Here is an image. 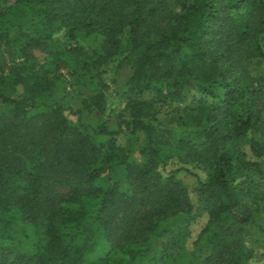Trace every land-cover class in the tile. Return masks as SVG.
I'll return each instance as SVG.
<instances>
[{
    "label": "trees",
    "instance_id": "16d2710c",
    "mask_svg": "<svg viewBox=\"0 0 264 264\" xmlns=\"http://www.w3.org/2000/svg\"><path fill=\"white\" fill-rule=\"evenodd\" d=\"M7 2L0 0V46L21 61L0 76V264H199L184 243L200 210L208 214L193 242L206 253L201 264H249L242 233L255 218L238 210L253 163L239 142L264 124V0ZM61 29L66 43L54 38ZM78 32L103 42L73 46ZM125 33L121 63L134 70L129 118L119 117L116 129L88 122L86 112L106 110L98 90L84 109H71L72 122L52 99L61 79L39 69L31 51L45 49L52 71L68 66L86 86L87 75L121 53ZM146 92L158 103L185 101L187 117L158 121L153 103L138 98ZM92 134L108 139L98 144ZM141 135L139 164L132 153ZM261 148L251 140L254 154ZM173 159L182 166L167 170ZM118 168L127 190L111 177ZM193 169L205 175L196 204L177 177ZM175 217L186 225L161 249L150 246Z\"/></svg>",
    "mask_w": 264,
    "mask_h": 264
},
{
    "label": "rangeland",
    "instance_id": "374dc122",
    "mask_svg": "<svg viewBox=\"0 0 264 264\" xmlns=\"http://www.w3.org/2000/svg\"><path fill=\"white\" fill-rule=\"evenodd\" d=\"M15 0H8L5 4L13 6ZM54 38L58 41L66 43L67 33L66 30L61 29L56 31ZM122 43V51L116 56L110 58L105 64H103L98 70L93 72L95 77L87 75L88 85L84 86L77 83L73 69L68 66H61L59 70L52 71L48 65V52L43 48H34L31 51L32 56L37 62V66L49 77L59 76L61 79L60 88L53 94L52 99L61 102L65 109V116L72 122L77 121V117L71 112V109H84L85 100L96 94L98 90L102 91L105 99L106 110L104 112L89 113L87 121L92 125H96L99 121H108V124L116 129L119 117L129 118V113L126 108L127 97L134 96L133 91L128 90L129 81L133 76V67L127 63H121L124 56L128 54L130 49L128 43V34L125 33L120 36ZM103 42V38L93 39L87 38L84 32L77 33V39L72 42L73 46H82L86 50L97 48L99 44ZM4 56L6 65L3 71L2 63L0 62V76L7 74L11 68L16 67L21 59H12L3 46H0V60ZM50 68V71H47ZM49 72V73H47ZM80 73V71H78ZM23 87H20L22 92ZM141 100L151 101L153 103V114L158 121L167 123L171 119L186 118L188 111L186 110L187 103L185 101H168L166 103H158L155 94L153 92H146L141 96H138ZM92 139L100 144L105 142L108 138L105 136H96L92 134ZM257 140L262 147L260 155L254 154L251 150V140ZM119 142L125 144V139L120 138ZM242 151L245 153V159L247 162L253 163V165L246 171L248 179L247 184H251L249 195L244 198V206H242L238 212L244 213L246 207L250 210L255 218V223L245 226L242 233L244 237V245L253 252V258L249 261V264H264V124H261L254 129L250 130L248 134L239 142ZM143 144V136L139 137L133 148L132 158L139 164H142L145 160L144 155L141 152ZM182 166L177 159H173L169 162L167 170L177 169ZM189 168L195 165H187ZM194 171V172H193ZM192 173L187 171H180L177 174L178 179L184 183L191 193V197L195 204L197 203L196 191L199 188V177L201 179L205 177L202 172L197 169H193ZM127 173L124 168H118L111 173V177L120 183L123 190L129 188L127 181ZM208 221V214L204 210L197 212L194 218L189 219L187 238L185 239V251L196 252L198 254L199 264L202 263L206 257L204 251H200L193 245L198 234L205 227ZM186 218L175 217L168 219L161 223L157 231L150 236V246L161 249L163 244L178 234L179 230L186 225Z\"/></svg>",
    "mask_w": 264,
    "mask_h": 264
}]
</instances>
